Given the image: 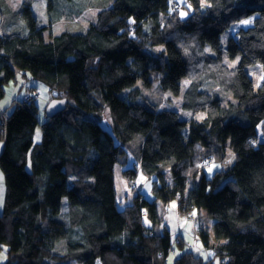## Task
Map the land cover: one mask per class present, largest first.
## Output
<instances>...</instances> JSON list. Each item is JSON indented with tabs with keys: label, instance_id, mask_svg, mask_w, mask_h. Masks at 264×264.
Listing matches in <instances>:
<instances>
[{
	"label": "trees",
	"instance_id": "obj_1",
	"mask_svg": "<svg viewBox=\"0 0 264 264\" xmlns=\"http://www.w3.org/2000/svg\"><path fill=\"white\" fill-rule=\"evenodd\" d=\"M60 1L63 17L69 7ZM188 1L192 12L183 18L179 0H109L86 32L49 38L52 25H39L29 0L18 12L21 31L0 33V102L18 69L47 84L51 98L68 99L64 111L47 116L38 144L35 84L0 113L5 264H168L175 245L167 226L156 227L171 201L183 214L203 209L213 220L212 231L199 228L214 254L186 250L173 264H264V80L256 90L247 71L264 68V0ZM253 16L228 39L230 58H241L230 67L222 34ZM153 77L174 94L190 78L184 106L206 118L188 121L162 103L138 101L137 82L152 85ZM107 105L114 133L98 120ZM136 139L137 166H130L127 145ZM207 157L220 163L213 174L201 166ZM117 165L135 192L122 209ZM140 173L155 177L152 199L143 185L133 187Z\"/></svg>",
	"mask_w": 264,
	"mask_h": 264
},
{
	"label": "rangeland",
	"instance_id": "obj_2",
	"mask_svg": "<svg viewBox=\"0 0 264 264\" xmlns=\"http://www.w3.org/2000/svg\"><path fill=\"white\" fill-rule=\"evenodd\" d=\"M29 0H8L11 5V10L3 11L0 10V31L7 32L9 28H12L13 31L20 32L22 28V22L17 19L18 12L23 8L24 2ZM67 3L64 6L68 5L69 10L65 16L61 17L63 13V9L61 8L60 0H53V7L50 9L49 0H31L32 6L35 12V15L39 21L40 26H48L52 25V30H47V34L51 33L54 35L60 34L65 30H69L72 32H86L90 26V23L96 18L98 11L102 9L106 1L109 0H65ZM184 4L182 11L180 12V16L183 18L188 17L192 12V6L188 0H179ZM113 1H111L112 4ZM185 3L187 5H185ZM63 5V4H62ZM63 6V7H64ZM254 20V16L243 20L232 27L231 30H227L222 34V46L224 50V61L230 67H236L240 63V56L236 59L230 58L227 45L228 39L232 33H235L240 27H247L252 25ZM9 22H12V25H8ZM24 23V22H23ZM6 24V25H5ZM25 24V23H24ZM49 38L51 37L50 34ZM207 50L214 54L212 48L208 45ZM247 71L253 79L254 87L257 90L262 81L264 80V68L260 64H253L247 67ZM27 72V76L23 75V73ZM17 80L12 81L11 84L6 86V95L0 102V110L4 114V108L8 107L14 99H18L22 97L24 90L31 88L33 84H35L41 93V98L37 100L39 105L38 118L39 124L36 127L34 140L35 144H38L42 141L43 132H42V124L45 122L47 118L46 107L49 102L53 99L51 98V93L47 84L37 79H34L31 72L24 71L18 69L17 71ZM191 83L190 78L185 77L181 81L182 90L180 94H174L172 91L164 90L159 87L160 82L153 77L152 85H146L142 80H139L136 84V87L139 88L138 93V101L147 104V105H156L158 103H162V107L174 109L178 111L182 118L190 121L195 119L197 121H203L207 112L205 111H193L190 109H186L184 106V96L187 88ZM33 85V86H35ZM129 89L123 90L122 95L125 96V91ZM29 92L27 96H29ZM51 98V99H50ZM99 122L106 129H109L114 133L113 120L111 117L110 107L105 106V110L101 113L100 117H98ZM259 133L262 132V124L258 126ZM115 135V134H114ZM115 140L117 144H120V139L115 135ZM140 139H136L127 145L130 150V166H137L136 158L134 157L137 154V149L140 145ZM5 141L0 139V155L4 149ZM220 168V163L216 162L207 167V173L213 174L216 170ZM167 177H170V172H167ZM154 178L150 180L148 177L140 173L136 182L137 184H133L135 188L138 184L143 185V192L148 195L151 199L153 198L152 193V184L154 183ZM115 187L117 191V201L118 206L122 209L126 205L130 204L133 201V197L135 192L132 190L131 185L123 174V167L117 165L115 167ZM6 196V178L3 170L0 167V213L4 210V202ZM160 212L163 216L162 225H158L156 230L161 232L163 228L167 226L168 230L171 233L174 247L177 253H172L169 256L170 262L168 264H173V260L184 253L186 250H192L196 254L202 255L204 257H210L214 254L212 248L207 249L204 246V243L200 237V228L205 226L206 229L212 231V223L213 220L205 214V210L199 211L198 209H194L189 213H181L178 210L177 202L171 201L166 207L161 206ZM204 223V224H203ZM195 226V227H194ZM197 228V231H196ZM182 236L187 245L184 249L180 248L176 238ZM181 239V238H180ZM175 251V252H176ZM209 251V252H207ZM8 259V247L3 245L0 248V264H5ZM215 264H221L220 260L216 258ZM51 264H80L76 260H64V261H53Z\"/></svg>",
	"mask_w": 264,
	"mask_h": 264
},
{
	"label": "water",
	"instance_id": "obj_3",
	"mask_svg": "<svg viewBox=\"0 0 264 264\" xmlns=\"http://www.w3.org/2000/svg\"><path fill=\"white\" fill-rule=\"evenodd\" d=\"M68 106L67 98H54L52 99L46 107V114L48 117H53L56 114L64 111ZM200 177L197 178V181Z\"/></svg>",
	"mask_w": 264,
	"mask_h": 264
},
{
	"label": "built area",
	"instance_id": "obj_4",
	"mask_svg": "<svg viewBox=\"0 0 264 264\" xmlns=\"http://www.w3.org/2000/svg\"><path fill=\"white\" fill-rule=\"evenodd\" d=\"M31 98H32L31 95L26 96V100H30ZM0 113H2L1 110H0ZM0 122H1V117H0ZM214 163H215V159L214 158L207 157L206 159H204V161L202 162L201 166H202V168L207 169L208 166H210V165H212ZM170 250H171V252L173 251V249H170Z\"/></svg>",
	"mask_w": 264,
	"mask_h": 264
},
{
	"label": "crops",
	"instance_id": "obj_5",
	"mask_svg": "<svg viewBox=\"0 0 264 264\" xmlns=\"http://www.w3.org/2000/svg\"><path fill=\"white\" fill-rule=\"evenodd\" d=\"M11 9V5H10V3L7 1L6 2V5H5V7H3V11H8V10H10ZM0 33H3V32H1L0 31ZM146 196H148V195H146ZM149 197V196H148ZM206 214V213H205ZM195 227V226H194ZM196 231H197V228H196ZM179 238H181L182 240H184V242H185V246L187 245V242H186V240L182 237V236H179L178 238H176V240H178ZM174 248V252L176 251L175 250V247H173ZM207 252H209V251H207ZM175 253H177V251L175 252Z\"/></svg>",
	"mask_w": 264,
	"mask_h": 264
},
{
	"label": "bare ground",
	"instance_id": "obj_6",
	"mask_svg": "<svg viewBox=\"0 0 264 264\" xmlns=\"http://www.w3.org/2000/svg\"><path fill=\"white\" fill-rule=\"evenodd\" d=\"M237 32V31H236ZM236 32L235 33H232V34H236Z\"/></svg>",
	"mask_w": 264,
	"mask_h": 264
},
{
	"label": "clouds",
	"instance_id": "obj_7",
	"mask_svg": "<svg viewBox=\"0 0 264 264\" xmlns=\"http://www.w3.org/2000/svg\"><path fill=\"white\" fill-rule=\"evenodd\" d=\"M0 125H1V122H0Z\"/></svg>",
	"mask_w": 264,
	"mask_h": 264
}]
</instances>
